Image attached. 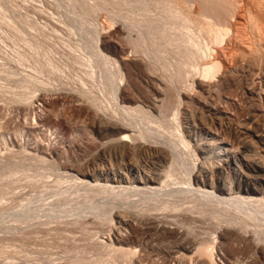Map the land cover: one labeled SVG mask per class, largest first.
Segmentation results:
<instances>
[{
	"label": "bare ground",
	"instance_id": "1",
	"mask_svg": "<svg viewBox=\"0 0 264 264\" xmlns=\"http://www.w3.org/2000/svg\"><path fill=\"white\" fill-rule=\"evenodd\" d=\"M15 1L0 0V46L8 41L3 31L7 28L13 30L14 35H9L11 41L21 46L13 50V57H0L3 61L0 76L15 79L14 87L10 83V101L30 108L38 91L63 90L65 93L56 98L57 101L46 103L44 100L47 108L42 105L43 116L35 119L34 115L32 124L46 127L51 137H66L63 131L68 129L70 137H67L68 146L65 145L68 148L62 146V138H59L55 142L58 146L55 144L56 148L49 149L48 157L39 146L35 151L16 149L6 158L2 156L0 175L7 169L13 172L9 178L4 175L8 179H0L3 181L0 183V215L9 211L3 201L6 196L10 197L8 190L15 183L19 184L20 179L15 177L20 173L19 168L24 162L38 164L49 174L41 172L38 177H27L25 185L36 187L40 183L48 188L55 172L50 187L59 188L64 183L65 193H69L47 204L49 208L45 207V211L41 209L42 213L48 210L51 218L52 215L60 217L62 213L65 216L72 196L90 202L95 196L108 194L118 198V203L126 204L131 218L127 211L122 212L129 218L123 216L124 213L119 217L120 211L117 213L120 220L116 230L120 235L114 236L112 248L105 250L107 258L116 256L122 264L154 263L153 258H157L160 251L149 245L145 233L154 231L156 235H171L176 239L170 251L165 249L170 264H222L223 261L226 264H264V129L258 131L254 125V129H248L253 137L237 135L238 140L209 129L208 133L204 131L207 136L211 133L209 140L203 142L204 135L192 144L184 134L181 119V110L187 103L184 98L193 97L198 92L197 87L215 94L221 89L219 85H228L237 72L264 67V0H53L55 12L56 9L64 12L62 20H57L66 38L58 37L57 26H51L46 32L27 11L20 14L19 10L26 9L20 5L24 0L20 4ZM13 12L18 13L13 16ZM57 46L64 49V53ZM59 50L62 54L57 57ZM129 54L134 57L128 58ZM8 60L20 68H10ZM67 70L70 74L78 73L75 72V80L67 77ZM67 78L74 80L73 84ZM203 116L199 119L204 121ZM1 129L2 143L10 134ZM22 129L25 132L26 127H16L12 135L22 136ZM71 136L79 138L77 152H98L95 161L98 168L97 163L90 167L81 163L79 157L74 159L77 153L70 148L73 147ZM178 191L180 194L174 196ZM122 193L124 196L117 197ZM22 198L18 201L20 205ZM33 200L22 199V208L12 218L17 223V227L12 228L17 229L16 238L12 240V235L7 242L15 243L6 246L2 242L0 258L12 260L14 254H21L27 259L26 256L32 255L29 242L43 227L37 226V229L35 223H31L34 212L41 214L29 208ZM154 210L174 215L183 212L180 213L183 216L170 214L175 226L169 227L162 217L160 221L157 214L153 215ZM100 211L105 216L109 210ZM192 215L210 221L213 230L207 238H200L194 229V234L189 231L191 223L197 219ZM108 219L112 220L111 215ZM57 227L56 231L52 228L51 231L61 236L62 233L57 235L62 232L61 227ZM122 227L130 231L129 238H122L119 230ZM12 229H7L10 235L14 232ZM46 230L51 234L48 228ZM86 239L89 240L87 236ZM101 244L104 241L98 238L97 243L90 246L95 250L104 246ZM98 261L82 264H100Z\"/></svg>",
	"mask_w": 264,
	"mask_h": 264
},
{
	"label": "rangeland",
	"instance_id": "2",
	"mask_svg": "<svg viewBox=\"0 0 264 264\" xmlns=\"http://www.w3.org/2000/svg\"><path fill=\"white\" fill-rule=\"evenodd\" d=\"M20 1L22 2V0H16L15 2L20 4L21 3ZM43 1H45V3L47 2V4H45ZM23 3H21L20 5H23L22 7L23 8L25 7L26 9L25 10L21 9L24 12L23 13L18 8V10H19L18 12L20 14L21 13L25 14V12L27 11L28 14L32 17V19L35 20V22L39 26L44 27L46 32H49V28L51 26H55V27L57 26L59 29L57 31L58 37L66 38L65 30L62 28V26L59 24V22L57 20L58 18L62 20V18L64 16V12L61 13L62 10H60V9H56L57 12H55V9H54L55 7H53L54 6L53 0H26V1L24 0ZM34 8H36V9H34ZM18 12H13L12 13L13 16H16ZM53 13H55V14H53ZM56 13H60L62 17L59 16L60 14L58 15ZM3 29H4V26H3ZM8 29L9 28L5 29L6 31L5 30H3V31H4V33L6 32L5 35L7 34V37H8V38L6 37L7 38L6 40L9 41V39H10L9 37L11 36L10 33L12 35H14V34H13V30L10 29V31H8ZM8 41L5 43V45H2V47L0 46L1 47L0 48L1 49L0 50L1 51L0 57H6L5 59H9V57L11 55H12L11 57H13V53H14L13 50L18 49V47L21 48V46L16 45V43L11 41V39H10L11 42L10 41L8 42ZM16 46H17V48H16ZM59 47L60 46H57L56 48L60 49ZM58 49H57V51H58ZM60 50H63V53H64V49L61 48ZM60 50H59V53L61 52ZM59 53H58L57 57H59V55L62 54V53H60V54ZM7 56H8V58H7ZM63 56H64V54H63ZM132 57H134V56L130 57V54H129L128 58H132ZM1 62H3V61H0V63ZM131 62H133V61H131ZM8 63H10L9 60H8ZM15 65H16L15 62H12L8 66L10 68H14V69H16V67H17V69L20 68V67H18V65L17 66H15ZM254 68L255 69H253V67L251 68L252 71L250 68H246V69H248V71L242 70V71L237 72L238 76L236 75V78H235V75H234V77L232 75L233 80L231 79V81H230V83H228V85H225V86L219 85V87H221V89H218L220 96L218 95L217 91H216L217 93L215 92V94H212V93L210 94L208 92L205 93L203 91V89L199 90L200 88L197 87L196 91L198 90L199 93L197 92L194 95L195 97L194 96L192 97L191 95L190 96L187 95V98H184V101H186L187 103H185V105H183V109L181 110V113H183V114H181L182 115L181 116L182 129L184 131V134L187 136V138L192 140L191 141L192 144H195L197 140H199L200 138H203L205 135L204 131L206 133H208L209 131H207V130H209V129H210V132H212V133L216 132V134L219 133V135H222L223 137L226 135L232 139H234V137H236L237 135H238V137L242 138L248 134V137H249L251 135V134H249L250 129L255 128L258 131H263V129H264V67H263V69L258 68V67H254ZM26 72H31V71L26 69ZM68 72H67V74L70 76L67 75V77L69 79L71 77L70 80H72L73 78L75 80L76 79L75 78L76 77V74H75L76 71L73 72L71 70V73L72 72L74 73V74L72 73L73 76H71L72 74H70V72L69 73ZM5 79H6V77H4L2 75L0 76V85L4 84L3 86L6 89L5 90L4 88H2L3 86L1 85L2 87H0V125H1L0 127L2 128L1 130L5 131L6 133L8 132V134H10V135L5 136L6 141L4 140L2 143L0 141V156H1L0 161H4L3 157L6 158L7 154H9L11 152V150H13V153L16 149H17L16 151H18V150L23 151L25 149L27 151H35L34 149L35 148L37 149L38 146H39V148H42L44 155L46 157H48L47 154L49 153V151L52 150L53 147L56 148L58 146V144H56V143H57L59 138L63 139V140L62 139L60 140L61 142L63 141L62 146H65V145L68 146L69 143H68L67 137H70V135L68 136V132H67L68 129L67 130L65 129V131H63V135L65 133L67 134L66 137H65V135L64 136L62 135L63 137H60V135L58 137L56 135V137H57L56 138L55 135L51 137L48 133H46V131L44 129L46 127H44V128L36 127L32 124L34 115L36 117L35 119H38L39 116H43V113L45 110L42 113H40V109H42V105H43V107L46 106L45 108H47V104H46L47 102L55 101L56 98L58 99V97H61V95L65 92L63 90H61V91L60 90L59 91L58 90H52L50 92L49 91L48 92L38 91L36 93V95H37L36 98L33 100L34 101L33 107L26 108V106L23 107L24 105H22L20 103H15V102L10 101L11 96H12L10 94L12 92L11 91L12 87L10 88V83L14 87V85L12 83L15 81V79H13V78L12 79L10 78L11 80L10 79L8 80V78L6 80ZM69 79H68V81L73 84L74 80H73V82H71ZM5 84H6V86H5ZM206 85L207 84H204V86H206ZM1 88L4 89L3 90L4 92L2 91ZM7 91H9L8 92L9 96L6 93ZM210 95L214 96L215 98L211 96V98H210L211 100H210L209 99ZM217 96H219V97H217ZM46 98H47V100H46ZM44 100L46 102L45 103L46 105L44 104ZM185 106H187V107H185ZM191 109H193V110H191ZM218 109H219V111H218ZM189 111H191V112L195 111L194 113L197 116L193 112H192L193 113L192 114ZM203 111L207 115H209V113H210V115L207 117ZM200 112H201V114H200ZM34 113H36V114H34ZM62 113H63V111H62ZM202 113H204L203 114L204 116L202 115ZM190 114H192L193 116H191ZM199 114H200V116H199ZM68 115H70V114H68ZM218 115L220 116V118L218 117ZM194 116L196 118H198V116H199V118L203 116L207 120L205 119L206 121L205 120L203 121V118H202V120L199 118L197 120L194 118ZM211 116H213V117H211ZM188 117H189V119H188ZM228 117H230L229 120L227 119ZM191 118H194V119H191ZM209 118H212V119H209ZM43 119H44V117L42 118V120ZM199 120H201L202 122ZM193 121L195 123H193ZM248 122L250 123V125H248L249 124ZM203 123H205L206 125ZM20 125L26 127L25 132H24V129H22L23 130L22 136L15 138V136H13L14 135L13 131L15 130L16 127H18ZM254 125H255V127H254ZM198 129H203V131H200ZM211 129L212 130L214 129V130L212 131ZM223 130L225 132H227V134H225ZM246 132H248V133H246ZM46 134H48V135H46ZM95 135H97V133ZM71 137H73V136H71ZM205 137H206V139L203 142H205L206 140H209L212 137L211 133L208 136L205 135ZM238 137H236L235 139L238 140L239 139ZM248 137L245 136V138H247V139H249L253 136L251 135L249 138ZM66 138H67V140H65ZM77 138L78 137H73V139H72L73 142H70V145H72L73 147H70V145H69V147L72 148V150H75V148H77V146H79L78 142L76 141ZM69 141H71V138L69 139ZM251 141L254 142L253 140H251ZM76 143H77V145H76ZM67 146H65L64 148H68ZM74 153H77V154H75L74 159H75V157H76V159L79 157L78 158L79 161H81V160L83 161V162L81 161V163H83L87 166L90 165V167L92 165H95L94 163H97L96 166L98 168V162H95L97 159V154H98L97 151L92 150V152L91 151L82 152L79 150L77 152V149H76L74 151ZM74 153H72V155ZM1 158H2V160H1ZM40 166L41 165H38V164L37 165H35V164L29 165V164H26V162H24V164L19 168L20 173L15 175L16 178L20 179V181L17 182L20 185L15 183L16 187H14L15 186L14 185L11 187L12 188L11 190H8L7 194H10V197H8L9 195L8 196L5 195L7 199H5V201H3V204H5V207H8L9 211L5 214L0 215V244L1 245H4V244H2V242L5 243V245L7 244L6 246H8L9 243L10 244L15 243V241L9 242V243H7V242L10 241L9 239H11L10 237L12 235L14 236V237L12 236L13 237L12 240H14L16 238L15 236L17 234V229L16 230H13V229H15L17 227V223L15 221H13L12 218L15 215V213L20 210L19 208H22L23 201H24V200L22 201V199H24V198L29 199V200L34 199L33 203H32V201H30V203L28 205L29 208L31 210L41 212V209H43L45 211V209H46L45 207H48L47 204L55 201L57 198H59L61 196H67L69 194V193H65L64 186L66 184L64 185V183L59 188L58 187L57 188L52 187V186L50 187V182L54 179L53 177H56L55 172H54L55 176L51 175L52 177H50L49 184H48V180H47V182L45 181V183L48 184V185L47 184L46 185L49 186L48 188L45 185H40V183L36 184L37 185L36 187H33V186L30 187L29 185L28 186L25 185L26 184L25 181H26L27 177H38V174H40L41 172H43L41 174H44L45 172H46V174H49L46 170L43 171L44 168L42 169V168H40ZM106 166L109 167L108 164H106ZM11 170L12 169L5 170L4 174L0 175V179L4 180L3 178L6 175H7L6 177L9 178L10 172H13ZM118 172L123 173L122 170H118ZM51 174H53V173H51ZM1 177H3V178H1ZM6 177H5V179H8ZM88 181H91V179ZM2 182L3 181H0V183H2ZM178 194H180L179 191L173 195L175 196ZM11 195H13V196H11ZM118 195L119 196H117V197L124 196L123 193L118 194ZM20 198H22L21 199L22 205L19 204L20 202L18 203V201H20L19 200ZM70 198H72V200ZM113 198H114V196H108V194H104L102 196L98 195V196L93 197L90 200V202H84V201H82V199H79V198L76 199L73 196L69 197L70 202L69 201H68L69 203L67 202V207H70V210L65 213V216L63 215L64 213H62V214L60 213L61 214L60 217H56V216L52 215V218H51L48 215V210L46 212H43V213L41 212V214H43V215L38 214V212H37V214H36V212H34L36 215L33 213L34 216H32V217H34V218L31 221V223L34 222L37 229L39 226L40 227L45 226L44 228L41 227V229L43 228V230L45 229L44 230L45 232H48V230H46L48 228L49 231L51 232V234H49V232L45 233L43 230L41 231V229L39 228L40 233L37 232L39 237L34 236L33 240H36V241L30 240L32 243L29 242L28 248L32 251L31 252L32 255H31V253L29 254V255H31L30 257L26 256L27 259H24L25 257L23 255L19 254L18 256L17 255L15 256V254H14L12 256L13 257L12 260L7 259L8 260L7 261L6 259L0 258V262L5 261V262H8L9 264H11V263L12 264H82V262H84V261L90 262V261L99 260L98 262L100 264H122V261L120 260L121 262H119V260L116 259L117 258L116 256H114L116 261L113 257L112 258L108 257L111 260L114 259V260H112L113 263L111 260L109 261L110 263H108L109 259L107 258V255L105 254V250H109L110 248H112L110 245H111V242L114 244V240H115L114 236L120 235L117 233V230H116L117 226H119L118 225V221L120 220L119 217L125 216L127 218H129V217L131 218V215L129 214L130 210L126 209L125 203H123V204L121 202L118 203V201H116V200H118V198H114V199ZM12 203H14V204H12ZM16 203H17V206H16ZM18 205H20L21 207H18ZM39 205L42 208H40ZM110 205H112V207ZM123 206L125 208H123ZM105 208L107 211L108 210L109 211L105 212V214H104L105 216H103L104 212H102L100 210H104ZM123 210L127 211L128 215H130V216L128 217V215H126L127 213L125 214L124 212H122ZM119 211H120V213H118ZM154 211H152L154 213V214L153 213L152 214L154 216L157 214V216H159V217L156 216L157 218H159L158 220H160V218L162 217L161 220L163 221V219H164L165 221H163V222L167 221L168 222L167 224L169 225V227L175 226V224H173L171 221L172 218H170L172 215H174V213H172V214L171 213L168 214L167 212L163 213V212H160L161 210L160 211L154 210ZM44 213L46 215H44ZM122 213H124L125 215L123 214V216H122L121 215ZM133 213H134V211H133ZM180 213H183V212H180ZM180 213H176V215L177 214L178 215L177 216L174 215V216L179 217V215H181L180 217H182L183 215ZM170 214H171V216H170ZM110 215H111V219H112L111 221L108 219L110 217ZM184 215H187V214L184 213ZM187 216H190V215H187ZM46 217L49 221L48 220L46 221ZM164 217H166L167 219ZM192 217H193V215H192ZM104 218L106 220L108 219V221L104 220ZM193 218H195V219L197 218L196 220H198V221L195 220V221H193V223H191L192 231H191V229L189 231L192 234H194L196 232V235H198L200 238H203V237L207 238L210 235L209 231L211 232L213 230L210 221H208L205 218L204 219L200 218L201 219L200 220L198 216L197 217L194 216ZM53 219H55V220H53ZM75 219L78 222L74 221ZM71 221L76 222V224H73V222H71ZM42 223H44V224L40 225ZM77 223H79V224L77 225ZM59 226L61 227V230H59V231H62V232H60V234H58L59 232L57 230V232H58L57 235H61V233H62V235H61L62 237L61 236H55L56 234H54V232H53L54 229L56 231V227L58 229H60ZM83 226H84L85 230H84ZM64 227H65V229H64ZM66 227H67V229H66ZM8 228H9V231H10V229L13 228L11 231H14L16 233L11 232L12 234L10 235V233H8L9 231L7 230ZM33 228H35V227H33ZM51 228L53 229V231H51ZM204 228L205 229L210 228L211 230H205ZM193 229H194V233H193ZM119 230H121L120 232L122 234V238H124V239L129 238L128 237V235H130L129 230H127L128 231L127 232L126 228L123 229V227L120 228ZM202 230H204V231H202ZM93 231H95V232H93ZM42 232H44V233H42ZM147 232H149V231H147ZM147 232L145 231V233L147 234V238H148L147 242L150 243L149 245L152 246V248L154 250H156L158 252L160 251L158 253L157 258L156 257L153 258L156 261H154V263H151V264H164L165 262L166 263L168 262V264H170V262H169L170 260L167 259V257L165 256V253L170 251L171 246L173 245V242H176V241H174L176 239H174V237H171V235L166 236V235L160 234L161 235L160 236V235H156L157 233L154 231H151V233L149 232L150 234H148ZM152 232H154V233H152ZM206 232L208 234H206ZM89 233L91 236L89 235ZM113 233L116 235H114ZM203 233H205V234H203ZM45 234L50 235V236H47ZM63 235H65V239H63ZM66 235H68V236H66ZM86 236L88 237L89 240L86 239ZM159 236H160V238H159ZM36 237H38V238H36ZM56 237H57V239H56ZM58 237L59 238L61 237L63 240L61 238L58 239ZM90 237L92 238V240H90L91 239ZM40 238H41V240H40ZM98 238H99V240H102V242L104 241V244H101L104 246H102V248L95 249L98 252V253H96V251L93 250L94 248H91L90 245H92V246L95 245L98 241ZM53 239L56 240L57 243ZM59 240H60V242H59ZM44 241H47V242H44ZM93 241L95 242V244L93 243ZM33 242H35L37 245L35 243L34 244L36 246L32 245ZM48 242H50V244L52 246L49 245ZM43 243L44 244L47 243V244L44 246ZM59 244H60V246H59ZM65 244L67 247L65 246ZM30 245H32L33 247H30ZM47 245L50 247H47ZM61 246H62V248H61ZM153 246L155 248H158V249H155ZM32 248L33 249L35 248L36 250L34 251V250H32ZM42 248L46 249V251H48V252H46L44 249L42 252H40L39 250H42ZM66 248L68 249L67 252L69 250H70V252H68V253L65 252ZM165 249H167L168 251ZM99 250L103 251L102 252L103 255L101 254V251L99 252ZM33 252H35V253H33ZM22 256L24 258H22ZM15 257H16V259H15ZM19 257H20V259H19ZM106 260H107V262H106ZM9 261H11V262H9ZM114 262H116V263H114ZM224 262L225 261H223L222 264ZM224 264H226V262ZM247 264H250V263L248 262ZM251 264H253V263L251 262Z\"/></svg>",
	"mask_w": 264,
	"mask_h": 264
}]
</instances>
